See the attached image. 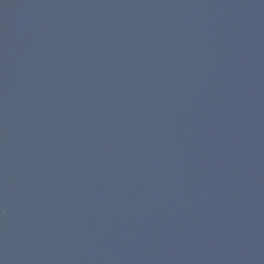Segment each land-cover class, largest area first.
<instances>
[{
  "label": "water",
  "instance_id": "1",
  "mask_svg": "<svg viewBox=\"0 0 264 264\" xmlns=\"http://www.w3.org/2000/svg\"><path fill=\"white\" fill-rule=\"evenodd\" d=\"M0 264H264V0H0Z\"/></svg>",
  "mask_w": 264,
  "mask_h": 264
}]
</instances>
